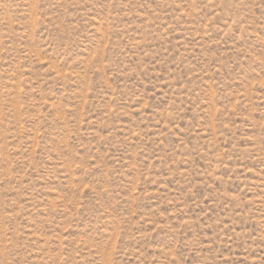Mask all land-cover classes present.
<instances>
[{"label":"rangeland","instance_id":"obj_1","mask_svg":"<svg viewBox=\"0 0 264 264\" xmlns=\"http://www.w3.org/2000/svg\"><path fill=\"white\" fill-rule=\"evenodd\" d=\"M0 264H264V0H0Z\"/></svg>","mask_w":264,"mask_h":264}]
</instances>
